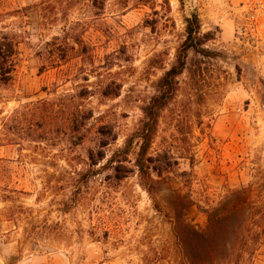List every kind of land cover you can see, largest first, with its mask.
Segmentation results:
<instances>
[{
	"label": "rangeland",
	"instance_id": "1",
	"mask_svg": "<svg viewBox=\"0 0 264 264\" xmlns=\"http://www.w3.org/2000/svg\"><path fill=\"white\" fill-rule=\"evenodd\" d=\"M195 15L192 44L210 56L184 51ZM8 35L0 264H181L174 190L202 209L242 188L264 205V0H0ZM178 56L186 69L147 155L162 179L152 197L139 141L123 150ZM191 218L205 223L196 208ZM255 250L243 264H264V241Z\"/></svg>",
	"mask_w": 264,
	"mask_h": 264
},
{
	"label": "trees",
	"instance_id": "2",
	"mask_svg": "<svg viewBox=\"0 0 264 264\" xmlns=\"http://www.w3.org/2000/svg\"><path fill=\"white\" fill-rule=\"evenodd\" d=\"M186 52L193 49L202 55L211 54L192 44L193 35L200 36V24L195 15L193 20H186ZM204 37V36H201ZM196 41V38H193ZM18 42L16 36L0 38V72L11 73L15 66ZM186 62L178 56L175 63L158 80L157 94L141 108L142 120L137 131L126 141L123 154L129 153L134 139L139 141V150L135 167L141 181V187L155 197L161 184V173L152 166L148 150L156 134L160 112L174 98L178 90L177 78L185 71ZM158 180L154 179V176ZM166 201V215L171 225V233L179 252L181 264H243L245 254H253L255 248L264 241V205L250 198L247 188L232 190L223 196L215 206L202 209L188 194L174 190ZM160 209L158 202H155ZM196 208L205 216V223L200 226L191 218L192 209Z\"/></svg>",
	"mask_w": 264,
	"mask_h": 264
},
{
	"label": "built area",
	"instance_id": "3",
	"mask_svg": "<svg viewBox=\"0 0 264 264\" xmlns=\"http://www.w3.org/2000/svg\"><path fill=\"white\" fill-rule=\"evenodd\" d=\"M243 33H244V32H243V29L240 28V29L237 30L236 35H237V36H240V35H242Z\"/></svg>",
	"mask_w": 264,
	"mask_h": 264
}]
</instances>
